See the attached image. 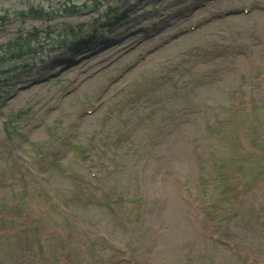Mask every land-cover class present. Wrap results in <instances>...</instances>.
I'll use <instances>...</instances> for the list:
<instances>
[{
	"label": "rangeland",
	"instance_id": "obj_1",
	"mask_svg": "<svg viewBox=\"0 0 264 264\" xmlns=\"http://www.w3.org/2000/svg\"><path fill=\"white\" fill-rule=\"evenodd\" d=\"M0 264H264V0H0Z\"/></svg>",
	"mask_w": 264,
	"mask_h": 264
},
{
	"label": "bare ground",
	"instance_id": "obj_2",
	"mask_svg": "<svg viewBox=\"0 0 264 264\" xmlns=\"http://www.w3.org/2000/svg\"><path fill=\"white\" fill-rule=\"evenodd\" d=\"M58 64H62V63H58ZM58 64H57V65H58Z\"/></svg>",
	"mask_w": 264,
	"mask_h": 264
}]
</instances>
